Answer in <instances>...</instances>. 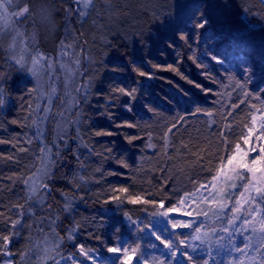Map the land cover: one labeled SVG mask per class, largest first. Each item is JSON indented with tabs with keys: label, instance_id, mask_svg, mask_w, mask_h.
I'll return each instance as SVG.
<instances>
[{
	"label": "trees",
	"instance_id": "16d2710c",
	"mask_svg": "<svg viewBox=\"0 0 264 264\" xmlns=\"http://www.w3.org/2000/svg\"><path fill=\"white\" fill-rule=\"evenodd\" d=\"M254 1L264 9L258 0ZM24 2L30 11L23 23L16 24L14 17L0 21V72L4 74L0 80L4 101L0 105V134L8 138L22 134L23 108L32 103V91H35L40 119L38 132L44 152L51 149V162H46L41 153L40 169L46 166L50 175V178H41L49 185V190H41L44 206L34 208L28 207L34 201L27 200L25 186L17 184L10 192L9 168L0 164V218L8 215L19 218V205H25L24 227L19 234H11L12 230L6 234L10 235L11 255L0 253V259L10 257L13 264L47 263L46 260L57 253L77 254L75 244L94 247L106 239L107 233H114V225L88 231L80 219L100 211L119 214L136 208L122 202L121 192L116 189L127 188L128 197L143 196L170 206L174 184L212 174L235 143H241V134L247 131L246 124L250 125L251 115L256 111L249 105L254 104L259 109L264 101V59L260 51L254 45L236 43L219 27L209 4L203 1L191 15L204 13L209 25L201 30L200 43L191 49L178 35L181 29L190 31L188 20L170 30L155 29L154 36L143 42L140 52H135L121 37L112 38L106 48L109 61L100 69L88 105L84 102L85 63L74 68L70 57L61 56V48H64L61 42L66 40L72 22L79 34L74 13L69 16L66 11L69 4L73 5V0ZM17 31L23 36H16ZM33 34L35 42L30 53L38 49L53 59L52 68L46 69L40 78L39 88L37 78L27 71V67L20 68L9 56L13 37H16L18 56L20 41H29ZM209 51L223 57L224 63H209ZM25 61H31L30 54H26ZM194 61L207 64V69L198 68ZM168 65L176 71L169 70ZM243 65L249 68L246 88L255 99L244 97L240 90L233 91L234 81L228 79L230 74L244 81ZM137 66L151 73L152 78L138 76ZM206 70L219 83L204 75ZM197 84L201 87H196ZM68 86L71 97L65 91ZM119 87H136L135 99L114 90ZM241 99L245 103H240ZM68 101L71 106L66 112L64 107ZM233 104L238 107L233 108ZM129 106L132 111L127 110ZM149 108L155 111H149ZM197 108L201 111L196 112ZM82 109L85 117L79 127L77 117ZM205 111L212 112L213 116L204 115ZM59 121L60 130L57 127ZM125 123L136 126H117ZM173 124L176 127L168 133L169 144L165 148L164 135ZM98 131H109L112 135L98 136ZM133 136L138 139L128 143V137ZM150 143L153 147H148ZM5 149L0 148V152L4 153ZM84 170L101 181L98 198L92 199L76 187L77 177ZM110 191L119 195V199H113ZM16 194L20 198L17 199ZM69 201L72 209L65 212V203ZM70 232L73 241L67 239Z\"/></svg>",
	"mask_w": 264,
	"mask_h": 264
},
{
	"label": "rangeland",
	"instance_id": "374dc122",
	"mask_svg": "<svg viewBox=\"0 0 264 264\" xmlns=\"http://www.w3.org/2000/svg\"><path fill=\"white\" fill-rule=\"evenodd\" d=\"M203 1L209 4L211 13L220 28L226 31L236 43L257 47L264 59V9L254 0H93L86 16L80 17L78 12L75 11L69 13V16L74 13L76 17L79 34H77L76 27L72 22L64 41V49L69 53L67 57L71 58L74 68H77L81 63H85L83 69L86 75L83 87L84 102L89 105L100 69L104 63L109 61L106 48L112 38L121 37L135 52H140L143 42H147L148 37L154 36L155 29L170 30L187 21L192 10L196 9ZM67 7L68 9H75L77 5L73 0V5L69 4ZM81 10H84L82 4ZM254 18L256 20H253ZM260 21L263 23H260ZM145 44L147 46V43ZM77 60L79 61L78 65ZM25 66L27 68L31 67V61H26ZM66 88V94L71 97L70 87ZM34 92L32 91V103L23 108L22 134L15 138H8L0 134V141H3L0 143V148H6L4 153L0 152V164L4 168H9L7 181L10 192L15 190L14 187L17 184L24 187L23 181L37 173V169H40L42 163L43 143L38 132L40 119L37 116V103ZM67 104V107H64L66 112L69 110V105L71 106L69 101ZM79 112L77 121L80 127L85 114H83L84 109ZM256 114L259 116V112ZM57 127L58 130L61 129V121L57 123ZM257 129H259V119L257 120ZM77 134L81 135L80 132ZM260 143H264V141H256L253 138L250 146L257 148V152L252 153L253 156L258 154ZM241 145L245 149L250 147L249 145H243L242 139ZM216 170L206 178H190L187 181L174 184L172 204L167 206L163 201L166 207L177 209L169 213L171 218L182 221L189 220L188 216H182L180 213L189 210L190 207L195 209V205L190 203L179 206L180 198L184 197L186 192H194L202 183L211 181ZM100 183L101 181H98L95 174L84 170L77 177L76 187L90 198L95 199L101 196V189L98 188V185H102ZM112 193L115 192L110 191L109 195L112 198L116 197L117 194ZM119 197H121L122 202L128 203L129 197L126 193L121 192ZM16 198L20 197L16 194ZM142 198L153 201L143 196ZM130 205L136 208L119 214L100 211L80 219V222L88 231L97 230L98 228L105 229L110 224L115 227L114 233H107L106 239L98 242L94 247L85 246L90 251L91 260H94L95 264H120L118 257L108 253L107 248L111 246L127 247L129 248V254H131V249L139 245L133 258V264H145L146 260L153 261V258L164 261L165 264H188L184 253L186 251L191 253V249L180 247L179 240L189 237L190 230L177 229L173 232L171 225L168 223V218L159 215L162 210L158 207V202L155 207L153 204ZM202 207H207V205H202ZM153 212L157 215H152ZM125 213L132 219L129 220ZM202 219V216L197 217V223ZM11 220H15L12 215L0 218V247L3 245L2 237L12 230L10 227ZM132 221H135V223ZM153 233L159 235L163 240L170 241L173 248L171 250L165 248ZM234 239L237 244L243 242L241 236H235ZM173 251L176 252L175 257L172 256ZM68 254V252L64 254L57 253L46 260L47 263L34 264H57V261H59V264H72L71 261L66 259ZM74 255L84 261V258L79 257L78 253ZM191 255L197 258L199 264H202L201 257L210 259V264H227V261L231 259V256L224 251L214 253V258H208L206 249L191 253ZM232 255L238 256L239 254L233 253ZM19 260H21V257H19ZM91 260L84 261V264H91ZM6 261H11L13 264L10 257L0 259V264H5ZM153 264H156V262L153 261Z\"/></svg>",
	"mask_w": 264,
	"mask_h": 264
},
{
	"label": "snow or ice",
	"instance_id": "6c2138e0",
	"mask_svg": "<svg viewBox=\"0 0 264 264\" xmlns=\"http://www.w3.org/2000/svg\"><path fill=\"white\" fill-rule=\"evenodd\" d=\"M21 3H23L22 7L19 6ZM74 3H76L77 7L75 9L69 8L66 11L68 13L75 11L78 12L80 17H84L87 15V10L90 8L93 0H74ZM81 4L84 10H81ZM29 11V7L24 0H0V21H8L14 17L15 23L21 24L27 19ZM208 25L209 20L204 13H193L187 21V27L190 31L183 29L179 30V39L184 41L191 49L194 45L200 43L201 36L203 35L201 30L206 29ZM16 36H23V33L17 31ZM34 42L35 34H33L27 42L21 40L20 54L17 56L15 52V44L17 41L16 37H13L12 45L9 48V56L20 68H25V56L26 54L31 55V67H28L27 71L30 72L33 77L37 78V87L39 88L40 78L46 69L52 68L53 59L46 57L45 54L38 49H33L30 53V47ZM61 43L63 44L64 42L62 41ZM169 46L172 47L173 45L170 44ZM67 55H69V53L62 47L61 56ZM189 58L192 59L193 57ZM208 60L209 63H214L215 65H222L224 63L223 57L211 51L208 53ZM194 62L197 63L198 68L207 69L208 67L207 64H202L199 61ZM76 63L78 65L79 61L77 60ZM167 67L169 70L176 71V68L172 65H168ZM135 70L138 76H146L148 79L152 78L151 73L140 70L138 66ZM225 71L227 74V70ZM203 74L212 78L213 82L219 83L211 76V72L206 70ZM3 75V72H0V80L3 79ZM242 75L245 77L244 81L230 74L228 75L229 81H234L232 85L233 91L240 90L243 92L244 97L252 96L255 99L256 97L254 94L246 88V81L250 79L247 65H243ZM196 87L199 88L201 86L197 84ZM114 90L133 100L138 91L136 87H132L131 89L119 87ZM204 91L207 93L210 90ZM2 93L3 88L0 87V105L4 103ZM240 103H245V100L241 99ZM232 107L236 108L238 105L233 104ZM249 107L256 109V111L251 115L250 125L246 124L247 133H242L240 138L243 140V145L250 146L253 142V138H255L256 141H264V101H262L261 108L259 109H257L254 104H250ZM127 110L132 111V108L129 106ZM149 111L155 110L149 108ZM200 111L201 110L197 108L196 112ZM257 112H259V116H257ZM195 114L196 113H193V115ZM203 114L209 118L213 116V113L210 111H205ZM258 119L259 129H257ZM117 126L132 128L136 125L125 123ZM175 127L176 125L173 124L164 135L165 148H167L169 144L168 133ZM96 134L98 136L112 135L109 131H98ZM222 135L224 134L222 133ZM135 139H138V137H128V143H133ZM149 139H151L150 134ZM2 142L3 141H0V143ZM224 142L228 143L227 139H225ZM148 147H153V145L150 143ZM255 152H257L256 147L250 146L245 149L242 147L241 143L237 141L234 147L227 153L226 157L221 158V163L216 172L212 175L211 181L202 183L194 192H186L185 196L180 198L179 206L188 205L190 203L195 205V209L190 207L189 210L180 213L182 216H188L189 220L182 221L171 218L169 213L177 209L175 207H166L163 201L158 202V207L162 210L159 212V215L168 218V223L171 225L173 232L177 229L190 230L189 237L179 240L180 247L185 249L190 248L191 253L206 249V256L208 258H214V253L219 251L227 252L229 256H231L227 264H264V143L259 144L258 154L253 156L252 153ZM42 153L45 155V161L51 162V149H48L46 153L44 149H42ZM122 166L127 167L126 164H122ZM41 176L50 178L46 166L43 169H37L36 174H33L32 177L23 181L27 191V200L34 201V203H29V208L44 206V196L41 190L43 189L47 192L49 190V185L44 182ZM115 191L126 193L128 189L119 188ZM113 199H119V197L116 196L113 197ZM128 203L153 204L154 207L157 205V202L143 199L140 196L129 197ZM202 205H207V207H202ZM19 207L21 209V216L10 221V227L12 229L11 234L13 235L19 234V231L24 227L22 221L23 215L25 214V205L21 204ZM50 207L51 206H49V208ZM71 209V201L65 203L64 211L70 212ZM151 214L157 215L155 212ZM125 216L129 220L132 219L127 213H125ZM201 216L203 219L197 223L196 218ZM132 222L135 223V221ZM51 223L54 230L55 220L51 221ZM153 235L157 240H160V243L163 244L165 248L169 250L173 248V244L170 241L161 239L156 233H153ZM235 236H241L243 238L242 244L236 243L234 239ZM2 239L3 245L0 247V251H2L5 256L11 255L9 251L10 235H4ZM67 239L68 241L74 240V236L71 232L68 234ZM46 243L50 242L46 241ZM56 247H59V244H56ZM138 248L139 245L132 248L131 254H129V248L127 247L111 246L107 248V251L108 253L116 255L120 264H133V258ZM45 250H48L47 247ZM75 250L79 254V257L84 258V261L91 260L90 251L87 250L84 245L75 244ZM191 253L188 251L184 253L188 264H199L197 258L191 255ZM233 253H238L239 255L234 256L232 255ZM172 256H176L175 251L172 252ZM66 259L71 261L72 264H84V261L71 253L67 255ZM201 259L202 264H210V259H205L203 257H201ZM153 261H155L156 264H165L164 261H159L157 258H153ZM153 261L146 260L145 264H153ZM5 264H12V262L6 261ZM57 264H59V261H57ZM91 264H95V261L91 260Z\"/></svg>",
	"mask_w": 264,
	"mask_h": 264
},
{
	"label": "water",
	"instance_id": "95a60500",
	"mask_svg": "<svg viewBox=\"0 0 264 264\" xmlns=\"http://www.w3.org/2000/svg\"><path fill=\"white\" fill-rule=\"evenodd\" d=\"M264 6V0H258Z\"/></svg>",
	"mask_w": 264,
	"mask_h": 264
}]
</instances>
